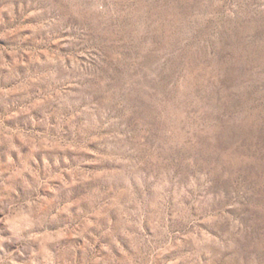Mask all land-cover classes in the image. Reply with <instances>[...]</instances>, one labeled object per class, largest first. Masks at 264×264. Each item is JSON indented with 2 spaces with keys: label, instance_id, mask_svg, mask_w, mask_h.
<instances>
[{
  "label": "rangeland",
  "instance_id": "374dc122",
  "mask_svg": "<svg viewBox=\"0 0 264 264\" xmlns=\"http://www.w3.org/2000/svg\"><path fill=\"white\" fill-rule=\"evenodd\" d=\"M0 264H264V0H0Z\"/></svg>",
  "mask_w": 264,
  "mask_h": 264
}]
</instances>
